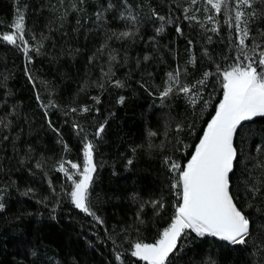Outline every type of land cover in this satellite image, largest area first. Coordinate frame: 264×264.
Wrapping results in <instances>:
<instances>
[{
  "label": "trees",
  "instance_id": "trees-1",
  "mask_svg": "<svg viewBox=\"0 0 264 264\" xmlns=\"http://www.w3.org/2000/svg\"><path fill=\"white\" fill-rule=\"evenodd\" d=\"M108 2L0 0V39L12 30L19 8L29 47L25 54L24 45L0 42V118L11 121L8 128L0 125V202L5 205L0 210V264H144L130 255V244L155 242L178 203V189L172 188L178 173L169 170L165 158L186 164L222 99L216 75L200 86L202 99L194 107L183 93L175 91L163 100L160 93L166 86L163 77L177 68L182 82L192 85L206 71L215 73L217 65L232 64L234 34L227 26L219 22L217 33L192 24L184 19V0H110L116 8L105 13L106 23L98 22L95 13ZM124 2L138 17L137 27L131 28L135 34L106 39L129 24L119 19ZM162 23L164 31L158 32ZM109 53L117 56L111 64ZM110 66L114 75L106 77L103 72ZM116 80L123 87L115 86ZM205 98L206 109L201 108ZM49 102L56 106L47 107ZM85 107L89 111H82ZM101 124L105 129L97 137ZM177 125L183 130L177 132ZM85 137L94 144L97 165L89 199L103 224L74 207L67 195L71 181L58 171L60 163L69 168L67 161L82 164ZM235 143L242 159L232 176V192L259 240L264 169L255 165L264 160L255 150L257 144L264 146V118L245 122ZM253 184L260 189L255 197L247 190ZM28 188L35 191L25 195ZM156 200L163 201L162 210L152 207ZM180 243L182 248L169 257L171 264L260 260L251 255V245L231 246L194 233ZM117 254H122L120 260Z\"/></svg>",
  "mask_w": 264,
  "mask_h": 264
},
{
  "label": "snow or ice",
  "instance_id": "snow-or-ice-1",
  "mask_svg": "<svg viewBox=\"0 0 264 264\" xmlns=\"http://www.w3.org/2000/svg\"><path fill=\"white\" fill-rule=\"evenodd\" d=\"M83 2L84 0H80L81 4ZM187 3L189 7L183 8L184 19L200 23L201 28H205L207 31L219 32V21L216 16L208 15L206 17L207 22L214 24L212 28H206L205 22L200 21L195 14L188 15L189 12L193 11V6L198 3V0H187ZM206 3L211 6V10H214L217 16L220 14L225 16L224 24L234 34L232 43L236 51L235 61L223 69L217 65L215 73L206 71L203 78L192 85L182 82V73L179 68L175 72L167 74L166 86L160 93L162 100L178 91L183 93L194 107L202 99L200 86L204 85L208 78L213 75L220 77L219 82L222 85L223 93L222 99L215 109V114L207 123L206 130L195 145L194 152L186 164L182 166L170 157L165 158L169 170L178 173L176 182L172 184L173 189H178L176 193L178 203L174 205L175 210L170 224L163 229L155 242L145 243L137 240L130 244V255L138 258L144 264H171L169 257L175 254L178 248H182L181 237L186 239L188 235L193 233L199 238L206 236L218 238L231 246L247 247L251 245L253 249L251 255L253 257L259 256L258 264H264V226H262L258 240L253 235L250 218L245 214L243 208L238 206L232 192V176L242 159L235 143L238 129L245 122L252 121L254 118H264V43L252 36L249 26L258 15H264V8L259 13L256 9L258 3L264 5V0H206ZM72 8L76 10L77 6L73 4ZM115 8L116 5L109 0L106 8L102 6L101 10L95 13L97 21L106 23L105 13ZM154 15L162 22L172 23L171 19L157 13ZM119 19L132 25L138 23V17L128 11L127 8L119 13ZM24 21V13L18 8L16 18L10 26L12 30L3 33L0 42H6L18 48L24 45L23 50L27 54L29 47L28 40L25 39ZM157 31H164L163 23ZM176 31L181 33L182 29L177 27ZM134 34V29L119 33L111 32L106 34V39L112 37L126 39ZM258 36L264 40V31L259 32ZM32 39H35L34 35ZM103 47H107V44L102 46L101 51ZM34 51L39 52L40 48L37 47ZM109 58L110 64L117 60V56L112 53H109ZM144 59L147 60L149 57L145 56ZM103 75L106 77L114 75L111 66L108 72H103ZM29 79H32L30 75ZM114 84L117 87H123L119 80L114 81ZM100 86L103 87L102 84ZM37 99L39 100V93H37ZM123 99V97L120 98L121 103ZM55 106L54 102H49L47 105V107ZM72 111H76V109H72ZM82 111L87 112L89 109L85 107ZM10 124L11 121L5 123L0 118V125L3 127L8 128ZM49 124L51 126V121ZM104 129L103 124L99 125L95 135L99 137ZM182 130V125H177L176 131ZM80 131L83 130L80 129ZM156 135V132H149L150 137ZM4 139L7 140L8 137L4 136ZM177 143L182 144L183 142L177 140ZM162 146L160 145V147ZM65 150H68L67 145H65ZM256 151H264V149L258 147ZM82 155V164L67 161L66 163L70 165L69 168L65 167L64 163H60L58 171L71 181V189L67 191V195L74 207L103 224V220L92 210L89 199L97 165L94 158V144L88 141L86 137ZM128 163L131 164L132 161L129 160ZM35 167L42 169L43 165L36 161ZM255 167L264 169V163L256 164ZM70 169L75 171H70ZM247 190L252 192L253 197L258 195L260 191L256 184ZM34 191V189L28 188L24 194L28 195ZM150 203L153 208L159 206L162 210L164 207L162 200L151 201ZM251 206L250 203L247 204V207ZM4 207L5 205L0 202V210H3ZM142 209L143 205L141 206ZM137 218L139 219V213ZM140 223L143 221L141 220ZM121 255L117 254L116 259L120 260ZM212 264H215V261H212Z\"/></svg>",
  "mask_w": 264,
  "mask_h": 264
},
{
  "label": "rangeland",
  "instance_id": "rangeland-1",
  "mask_svg": "<svg viewBox=\"0 0 264 264\" xmlns=\"http://www.w3.org/2000/svg\"><path fill=\"white\" fill-rule=\"evenodd\" d=\"M74 0H71V2H73ZM184 8H186V7H189V5H188V3H187V0H184ZM122 6H124V10H125V8H127L128 9V11H130V5L128 4V3H122ZM194 7V6H193ZM262 8H264V5H261V4H257L256 5V9H257V11H258V13L260 12V10L262 9ZM196 9H199V11H196ZM206 9H208V10H206ZM194 10V9H193ZM131 12V11H130ZM133 15H134V13L133 12H131ZM127 14V13H126ZM193 14H195L197 17H198V19L200 20V21H204L205 22V24H206V28H212L213 26H214V24L212 23V22H207L206 21V17L208 16V15H213V16H216V18H217V20L219 21V22H222L223 24H224V19H225V16L223 15V14H220L219 16H217V14L214 12V10H211V6L210 5H207V3H206V0H198V3L195 5V11H194V13H191V14H189V15H193ZM155 19H156V16H155ZM192 24H196V25H198L200 28H201V26H200V23H198V22H196V21H190ZM137 25H138V23L136 24V25H132V24H128V23H126V28H124V31L125 30H128V29H131V28H133L134 26L135 27H137ZM224 26H227L226 24H224ZM250 29H251V33H252V36L253 37H256L257 38V40L259 41V42H261V43H264V40H261L260 39V37L258 36V33L259 32H261V31H264V15H258V17L253 21V22H251L250 23ZM228 27V26H227ZM202 29H205V28H202ZM156 30V29H155ZM227 31H228V33H231V30L229 29V28H227ZM151 32L153 33V30H151ZM232 34V33H231ZM235 55H236V51H235V54L233 55V57H232V59L230 60L231 61V63H234V61H235ZM168 74V73H167ZM167 74L163 77V81H164V83L166 84L167 83V80H168V76H167ZM188 85H190L189 83H188ZM200 90V89H199ZM200 95H201V97H202V93H201V91H200ZM186 99L188 100V98L186 97ZM206 99L207 98H205L204 100H203V105H201V108H204V109H206V106H205V102H206ZM189 101V100H188ZM244 136H246V135H250V133L249 132H246V133H244L243 134ZM240 144H242L243 145V140L240 138ZM261 148V149H264V146H262V145H258L257 144V147L256 148ZM257 153V154H256ZM263 154V160H264V151H256L255 150V154H256V157H258V156H260L259 154ZM252 168H253V165H252V167L250 168V170H252ZM72 171H75V170H72ZM248 176V175H247ZM249 178V177H248ZM248 178H247V180H248ZM247 180H245L244 182H242L243 184H245L246 183V181ZM248 182V181H247ZM246 207H247V205H246ZM187 242V241H186ZM186 244V243H185Z\"/></svg>",
  "mask_w": 264,
  "mask_h": 264
}]
</instances>
